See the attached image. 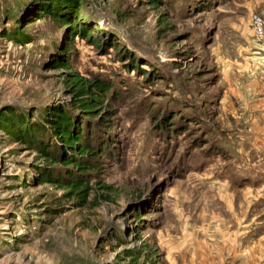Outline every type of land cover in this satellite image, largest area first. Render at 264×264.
<instances>
[{
    "label": "rangeland",
    "instance_id": "374dc122",
    "mask_svg": "<svg viewBox=\"0 0 264 264\" xmlns=\"http://www.w3.org/2000/svg\"><path fill=\"white\" fill-rule=\"evenodd\" d=\"M153 1L79 0L88 41L37 18L39 0H0V264H264V159L241 134L264 135V114L239 103L247 0ZM70 74L111 86L83 202L25 135L51 152L53 110L78 119Z\"/></svg>",
    "mask_w": 264,
    "mask_h": 264
},
{
    "label": "trees",
    "instance_id": "16d2710c",
    "mask_svg": "<svg viewBox=\"0 0 264 264\" xmlns=\"http://www.w3.org/2000/svg\"><path fill=\"white\" fill-rule=\"evenodd\" d=\"M41 4L37 9V18L48 17L55 24L57 29L66 30L69 40L75 36L88 41H95L92 38V31L81 22L79 14V0H39ZM153 5V0H149ZM65 52V50H62ZM56 68H69L63 58L56 59ZM143 75H148L144 72ZM66 81L71 83L72 108L76 111L77 121L72 113L67 110L54 109L52 118L46 121L50 123L51 136L55 137L56 148L48 152L45 149L43 140L39 141L34 133L39 129L33 127L26 130V137L30 142L38 143L41 156L46 157L52 164H59L58 174L51 178V173L41 174V177L50 179L61 187L70 188L79 201H85L87 196L89 177L99 173L100 165L96 163L97 156L101 153L102 142L96 143L92 138L93 120L101 115L102 105L107 95L110 84L99 80H86L77 74H70ZM73 110V111H74ZM173 118V116H171ZM171 118V119H172ZM164 122H169L168 116ZM45 180L40 179V183ZM139 213L136 220H139ZM125 255L135 258L134 250L128 248Z\"/></svg>",
    "mask_w": 264,
    "mask_h": 264
},
{
    "label": "crops",
    "instance_id": "0c3cea01",
    "mask_svg": "<svg viewBox=\"0 0 264 264\" xmlns=\"http://www.w3.org/2000/svg\"><path fill=\"white\" fill-rule=\"evenodd\" d=\"M244 8L245 16L240 24L242 45L239 63L242 70L239 74V103L243 104L245 114H264V34L257 39L250 20L253 13L264 19V0H247ZM241 134L247 140V146L254 150L253 158L264 159V135L261 130L251 128ZM258 173L246 172L240 179L256 184Z\"/></svg>",
    "mask_w": 264,
    "mask_h": 264
},
{
    "label": "built area",
    "instance_id": "2783aa9c",
    "mask_svg": "<svg viewBox=\"0 0 264 264\" xmlns=\"http://www.w3.org/2000/svg\"><path fill=\"white\" fill-rule=\"evenodd\" d=\"M251 24L257 39H261L264 34V19L256 13H253Z\"/></svg>",
    "mask_w": 264,
    "mask_h": 264
}]
</instances>
